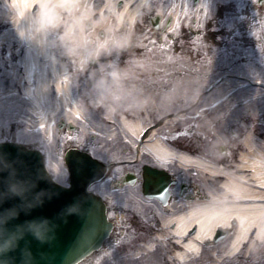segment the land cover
Wrapping results in <instances>:
<instances>
[{"label":"bare ground","instance_id":"bare-ground-1","mask_svg":"<svg viewBox=\"0 0 264 264\" xmlns=\"http://www.w3.org/2000/svg\"><path fill=\"white\" fill-rule=\"evenodd\" d=\"M75 1L55 0L50 19L63 25L61 36L53 37L49 45H40L21 38L9 15L13 10L0 0V120L15 118L28 125L27 134L43 133L40 140L52 147L53 156L59 144L57 122L87 125L93 119L83 108L75 78L86 70L83 56L91 43L106 38L96 37V30L123 37L122 31L128 33L142 11L152 9L159 20L169 17L167 30L171 32L184 22L191 8L189 0H104V9L98 11L100 0ZM216 1L198 0L197 7L192 5L191 17L204 19ZM225 1L237 11L244 0ZM39 3L13 0L20 15ZM56 4L62 13L55 10ZM91 61L95 66V60ZM164 70L154 75L157 84L170 86L167 93L145 90L138 94V101L147 102L149 111L111 106L96 118L97 133L106 138L119 136L123 143L120 152H131L129 162L157 164L166 170L174 166L183 181L188 176L198 183V189L175 195L161 205L136 195V209L151 205L154 219L164 224L147 248L161 244L165 262L175 261L170 264H224L232 259L245 264L247 259H259L255 254H264V138L246 133L238 155L224 159L203 150H182L167 132L180 124H193L202 129V136L212 139V146L218 144L225 153L223 132L230 126L249 131L250 126L242 121L264 111V69L216 61L198 65L180 62L173 70ZM86 81L91 83V79ZM134 83L129 79L127 85L132 89ZM121 153L119 158H123ZM46 166L58 169L59 162L46 161ZM126 188L136 194L135 188ZM219 228L228 231V236L214 241L212 235ZM95 255L80 264H92Z\"/></svg>","mask_w":264,"mask_h":264},{"label":"rangeland","instance_id":"rangeland-1","mask_svg":"<svg viewBox=\"0 0 264 264\" xmlns=\"http://www.w3.org/2000/svg\"><path fill=\"white\" fill-rule=\"evenodd\" d=\"M78 1L79 0H76L75 4H77ZM189 1L191 8L187 10L189 12L188 16L184 19V22L180 21L177 28L171 32L173 37H180L168 40V43H166V49L159 54L163 57L162 66L160 62L155 61V59L159 56H149L148 59L141 58L145 56H136L137 53H139L138 49L147 47L152 49V51H150L151 53L154 49H156L152 44V38H155L157 35L153 31V27L149 22H143V16H153L156 14V11L152 9H147L146 11L140 13L139 20L142 23H140L141 28H139V33L143 34L140 35L138 33L139 35L135 36L134 42L130 39L134 29L133 24L129 25L130 28L128 33L125 34V32L122 31L123 38L127 42V46L131 43L132 49L127 48L123 52L120 51L119 53L114 51L111 53L113 55L110 54L102 56L99 60H95V66H93L90 61H86L85 72L80 74L78 78L75 79L78 81V86H80L79 96L83 102V108L93 119H90L87 125L75 123L71 129L67 127V124H64L62 131L66 132L67 136L64 138L63 142H60L61 144L58 148V156L57 154H55V156L50 154L52 147L40 140V131H38L35 136L27 134L28 125L19 123V121L15 118L13 119L9 117L4 120H0V141L19 142L42 150L48 163L59 162L58 169L51 168L49 171L53 174L62 175L63 183L67 184L68 172L66 168L62 167L61 163L63 162V159L60 156L66 148L65 139H69L70 136L73 138V140L72 138L69 139L70 143L77 144L79 147H83L91 151L96 156L100 155L103 158L113 157L121 159L118 157L120 156L119 153H121V146L123 145L121 138L119 136L116 138H106L102 136L99 131L98 133L96 131L100 128L98 122H96L97 115H104L110 106L106 103H100L98 97L99 93L94 87V82L101 75L106 74V71L109 72L113 65L126 68V77L134 74V71L139 73L142 70L150 69V71L156 70L153 71V73H156L158 71L157 68H163L165 69L164 71L169 69L173 70L180 62L198 65L216 61H234V64L241 66L255 64L259 68L264 69V0H261V2H258V0H250L248 5L247 1L244 0L242 4H240V9L237 11L234 9L232 3L225 0H218L216 1V7L213 5L212 12L206 15L204 19H198L197 16H195V19L191 17L192 15L190 12L193 9L192 5L196 4L195 7H197L198 1L196 3H194L193 0ZM258 6L261 7L259 10L257 9ZM104 7L105 4H103L102 8L97 10L102 11ZM256 17H258V19ZM252 18L258 26L255 24L253 26L251 25L252 23L250 20ZM190 30H199V34H194L190 32ZM94 35L96 37H107L109 33L106 30L97 29ZM162 36L163 35L161 34V38L163 40ZM92 45L93 44L91 43V46ZM175 48L177 49L174 50ZM146 52L147 51H143V54ZM121 53H123L126 58H123ZM131 56H135V58H132ZM133 60L137 61V63ZM101 64L105 66L103 70L100 67ZM158 64L160 65L159 67ZM167 65H169V67ZM159 72H161V70H159ZM74 76H76V74H74ZM87 79H91L90 84L87 83ZM156 86L159 87L154 89L153 86V90L163 93H167L170 88L169 85H163V83ZM174 87L176 86L174 85ZM126 88L128 90V87ZM141 90L142 89L139 84L137 87H134L133 90H128L130 95L118 104H115V109L122 110L124 107L131 112H137L140 110L149 111L147 102L140 103L138 101L137 97ZM92 95L94 96V99H91ZM243 123H245V121H243ZM246 124L250 126L249 131L253 130L259 138H264V111L259 115H254L251 118H248L246 120ZM172 129L176 130L173 131ZM171 130L172 131L167 132V136L173 143H176L180 149L193 153L203 150L209 153L212 152L218 158L222 157L226 159L235 155V151L230 149V147L237 146L238 140H236V136L242 134L244 137V135L248 133V131H245L243 128L237 126L228 127L222 134L228 149L225 154H222L220 152L219 145L216 144L212 146V139L204 135L202 136L200 133L202 129L195 127L193 124H180V126L178 125L177 127L171 128ZM37 139H39V141ZM130 153L131 152L123 151L121 155H125L126 158H129L131 155ZM55 159L57 162H55ZM173 169L176 170L174 166ZM192 176L193 175H191V177ZM186 181V183L193 182L198 185L194 178L190 180L187 176ZM122 191L124 190L115 188L107 190L110 195H118ZM175 193L178 195V187H175ZM124 197L127 199L126 203L130 200L132 203L137 204L135 195L130 194V192H127ZM126 203L122 201L123 206H127L132 209V207ZM143 213H146V210H143ZM145 216L149 218L147 214ZM127 221L128 214L127 218L124 219V222ZM143 224L144 226L141 228L138 235L136 234L137 236L134 234L136 232L130 229L129 224L113 231L111 236L104 242V246L94 253L97 257L92 264H170V262H175L174 260H169L168 263L165 262L164 254L161 253V251H163V246L161 244L157 245L156 248L144 247V243H149L153 240V238L149 235L148 230H146L148 229V221L143 222ZM225 237L221 240H224ZM141 251H146L143 253L145 255L135 256L137 252ZM262 254H255V257H263ZM258 260L259 259H254V261H250V259H247L245 264H252ZM237 263L238 262L235 261V259H232L228 260V262H225L224 264Z\"/></svg>","mask_w":264,"mask_h":264},{"label":"clouds","instance_id":"clouds-1","mask_svg":"<svg viewBox=\"0 0 264 264\" xmlns=\"http://www.w3.org/2000/svg\"><path fill=\"white\" fill-rule=\"evenodd\" d=\"M5 5L13 11L9 13L16 24L21 38L40 45L53 43V37L61 36L62 24L54 23L51 11L55 0H40L34 6L19 14L13 0H4ZM56 11L63 12L59 4ZM127 47V42L120 35L109 34L103 42L92 45L84 53L86 61L99 60L101 56L119 53ZM69 50L65 47V52ZM104 69V65H100ZM127 69L113 65L111 70L101 75L94 87L99 93L101 103L110 107L126 99L130 92L124 84ZM110 77V79H109ZM42 181L63 183V176L51 173L47 168L35 172L17 167L15 159L0 152V264H42L47 254L37 253L32 248V241L40 244L50 242L55 237L57 222L46 215H32L34 209L41 208L54 195L49 187L42 186ZM6 201H12L6 206ZM76 210V205H68L65 211ZM21 213L24 219H20ZM23 241V243H21Z\"/></svg>","mask_w":264,"mask_h":264},{"label":"water","instance_id":"water-1","mask_svg":"<svg viewBox=\"0 0 264 264\" xmlns=\"http://www.w3.org/2000/svg\"><path fill=\"white\" fill-rule=\"evenodd\" d=\"M0 152L15 159L22 171L35 172L45 169L42 153L16 142H0ZM65 163L69 171V186L42 181L54 195L43 207L34 209L32 215H46L57 222L55 237L48 243L32 241V248L38 254H47L42 264H76L93 251L99 249L109 236L112 223L106 215L105 204L101 197L88 190L89 184L98 181L105 171L101 161L88 152L69 148L65 153ZM143 192L149 196L161 197L166 193L167 183L161 171L144 168ZM12 201H6L5 205ZM76 205V210L65 211L68 205ZM21 213L20 219H24ZM226 230H216L214 240L222 238ZM23 243V241L21 242Z\"/></svg>","mask_w":264,"mask_h":264},{"label":"flooded vegetation","instance_id":"flooded-vegetation-1","mask_svg":"<svg viewBox=\"0 0 264 264\" xmlns=\"http://www.w3.org/2000/svg\"><path fill=\"white\" fill-rule=\"evenodd\" d=\"M193 1L195 3L198 0H193ZM103 4H104V0H100V2L96 5V8L97 9L102 8ZM139 19H140V14H139L138 21L134 22V24H133L134 29L132 32V36L130 38L132 42L135 41L136 35H139V34L142 35L143 34V33L142 34L139 33V28H141L140 23H142ZM143 22L144 23L149 22L150 25L153 27V31L157 35V36H155V38H152L153 39L152 44L154 45V47L156 49H154V51L152 53L150 52V51H152V49H149L147 47H144L143 48L144 50L138 49L139 53H137L136 56H145V57H141L144 59H148L149 56L150 57L151 56H159L157 59H155V61L160 62L161 66H162L163 57H161L159 54L166 49V43H168V40L177 39L180 36H175L176 37L175 38L170 34V32H168L167 25L169 23V18H167V17H165L163 20H159L158 16H155V14L153 16L146 15V16H143ZM86 25H88V24H85V26ZM161 34L163 35L162 36L163 40L161 38ZM137 41H140V40H137ZM127 48L132 49V44L130 43V45H128L123 50H121V52H123ZM176 49L177 48H175L174 50H176ZM143 51H147V52L143 54ZM121 55H123V58H126L123 53H121ZM131 57L135 58V56H131ZM113 59H114V57H113ZM133 61L135 63H137V61H135V60H133ZM159 66L160 65L158 64V67ZM157 70L159 71V70H161V68H157ZM149 71H150V69L142 70L139 73L138 72L136 73V71H134L135 72L134 74H132L131 76L125 77L124 84L126 87H128V90H133V88L137 87L138 84L140 85L142 92H144L145 90H153V86H154V89H157L159 86H156V85H159V84H157L159 81H158V78L156 77L157 75H154V73H153V71H156V70H152L150 72ZM129 79L135 80V83H134L132 89H130L129 86L127 85L129 82ZM59 134L61 137V139H59V146H60V144H61L60 142L64 141V138L67 136V134H66V132H63L62 129L59 131ZM70 138H72V137L70 136L69 139ZM69 139L68 138L65 139L66 147L78 146L77 144L70 143ZM72 140H73V138H72ZM234 151L236 152V149ZM233 156H235V155H233ZM60 157H63V154ZM98 157L101 158L105 162V164L108 166V169L104 173L102 178L98 182L92 184L90 186V188L102 196V198L105 202V205H106L108 218L113 223L112 232L115 230H118L120 227H125L126 224H129L130 229L132 231L136 232L134 234H135V236H137L138 233L141 231V228L144 226L143 222L148 221V229H146V230H148V233L150 236H155L157 234L158 229L160 227L164 226L163 223H161L160 221L157 222L154 219V217L152 216L151 205L144 207V209H141L140 211H138L136 209V205L133 204L130 200H128L129 202L126 203L127 199L124 197L125 194L128 192L126 187L135 188V190H136L135 191L136 192L135 197L137 195V197H140L141 199L143 198L146 202H149V203L153 202L156 205L168 203L171 200V198L176 195L175 187H178V192H179L178 195H184V194H186L185 192H189V191L192 192V191L198 189V185L194 184L193 182L186 183L187 182L186 179H185V181H183L184 179L183 180L181 179L182 175L178 172L177 169L174 170L173 167L169 170H166L164 167L159 166L157 164L141 163V164L135 165L134 163L129 162L132 160V159H130L131 157L126 158L125 155L121 159H117V158H113V157L103 158L100 155H98ZM148 166L149 167L150 166L155 167V168L161 169L163 171L162 175H163L164 181L167 183L168 193H167V191H166V193H161L160 194L161 197H159V198H148L143 193L142 188H143V182H144V177H143L144 168L148 167ZM178 178L180 179V181ZM112 188L120 189V190H124V191H122L118 195H114V194L110 195V194H108L107 190H111ZM130 194H132V193L130 192ZM122 201H124L126 204H129L132 207V209L127 207V206H123ZM143 210H146V213H143ZM127 214H128V221L124 222V219L127 218ZM146 214H147V216H149V218L145 216ZM189 229H190V231H192L193 226H191ZM262 255H263V257L260 256L259 260L261 263L264 264V254H262Z\"/></svg>","mask_w":264,"mask_h":264},{"label":"snow or ice","instance_id":"snow-or-ice-1","mask_svg":"<svg viewBox=\"0 0 264 264\" xmlns=\"http://www.w3.org/2000/svg\"><path fill=\"white\" fill-rule=\"evenodd\" d=\"M77 115H79V114L77 113Z\"/></svg>","mask_w":264,"mask_h":264}]
</instances>
